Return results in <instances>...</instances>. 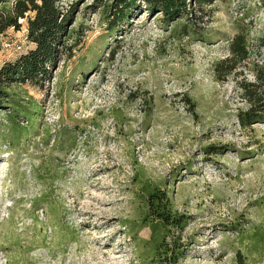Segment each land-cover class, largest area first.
Listing matches in <instances>:
<instances>
[{
    "label": "rangeland",
    "instance_id": "1",
    "mask_svg": "<svg viewBox=\"0 0 264 264\" xmlns=\"http://www.w3.org/2000/svg\"><path fill=\"white\" fill-rule=\"evenodd\" d=\"M93 2L59 0L76 10L54 65L6 88L0 264H157L143 220L154 187L187 217L169 232L177 264H264V119H237L242 85L264 66L259 0H215L167 23L140 4L113 26ZM17 23L0 34V68L35 47ZM238 38L246 58L229 73Z\"/></svg>",
    "mask_w": 264,
    "mask_h": 264
},
{
    "label": "trees",
    "instance_id": "2",
    "mask_svg": "<svg viewBox=\"0 0 264 264\" xmlns=\"http://www.w3.org/2000/svg\"><path fill=\"white\" fill-rule=\"evenodd\" d=\"M215 0H94L87 9L96 10L102 8L108 13V21L111 26L114 23L127 19L135 7L144 6L148 11L158 10L163 14L165 23L177 22L183 17L193 16V8L201 10ZM264 10V0H259ZM59 0H14L11 7L3 5L1 9L5 13L0 15V34L6 29L19 28V19H26L28 41L35 47L19 56L14 62H9L0 68V108H4L9 102L6 88L17 84H38L46 77L58 55V47H62L61 37L67 36L65 30L76 10V4H71L67 11L59 9ZM201 12V11H200ZM29 15H32L30 17ZM60 15L62 17H60ZM62 18L61 20H59ZM231 59L226 62L227 71L234 70L237 61L246 58L244 47L240 39H236L231 45ZM231 64V67H230ZM256 83H245L242 85L243 98L249 107L245 112L237 115L239 124L247 127L258 123L264 117L259 112L264 111V66L255 73ZM17 105V104H16ZM20 105V103H18ZM17 110V108H16ZM12 116V115H11ZM13 122L14 120L11 119ZM18 122L14 123L17 125ZM146 201V215L144 223L147 222L152 230V240L155 243V257L157 264H177L182 255L181 245L170 230L182 231L187 224V217L178 215L171 210L170 201L166 191L154 187L144 188ZM146 224V223H145ZM123 226V225H122ZM163 234L158 235L159 231ZM177 233V234H178Z\"/></svg>",
    "mask_w": 264,
    "mask_h": 264
}]
</instances>
